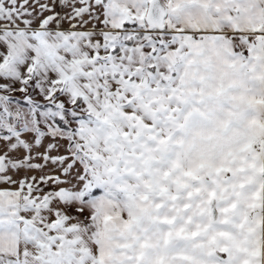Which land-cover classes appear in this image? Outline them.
Returning a JSON list of instances; mask_svg holds the SVG:
<instances>
[{"label":"snow or ice","instance_id":"obj_1","mask_svg":"<svg viewBox=\"0 0 264 264\" xmlns=\"http://www.w3.org/2000/svg\"><path fill=\"white\" fill-rule=\"evenodd\" d=\"M0 264H264V0H0Z\"/></svg>","mask_w":264,"mask_h":264}]
</instances>
